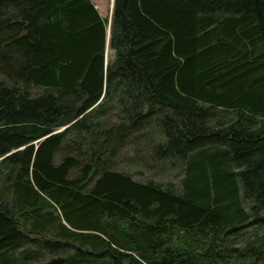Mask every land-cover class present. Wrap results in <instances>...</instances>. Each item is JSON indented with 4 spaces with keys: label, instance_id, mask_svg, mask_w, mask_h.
I'll use <instances>...</instances> for the list:
<instances>
[{
    "label": "trees",
    "instance_id": "16d2710c",
    "mask_svg": "<svg viewBox=\"0 0 264 264\" xmlns=\"http://www.w3.org/2000/svg\"><path fill=\"white\" fill-rule=\"evenodd\" d=\"M0 264H264V0H0Z\"/></svg>",
    "mask_w": 264,
    "mask_h": 264
},
{
    "label": "rangeland",
    "instance_id": "374dc122",
    "mask_svg": "<svg viewBox=\"0 0 264 264\" xmlns=\"http://www.w3.org/2000/svg\"><path fill=\"white\" fill-rule=\"evenodd\" d=\"M94 6L97 7L98 12L104 17L107 18V21L111 18V2L112 0H91ZM106 45L109 37L108 22L106 25ZM113 52L106 46V61L112 59ZM41 90H33L34 94L40 93ZM111 109L109 110L108 115L103 118H100V122L108 125L110 123L118 122L119 112L116 109L114 103H109ZM128 136L126 141L129 143L120 150L116 152L113 158L107 155L104 157L108 167L112 170L123 173L126 175H131V177L138 182H147L154 181L161 184L164 188H167L168 184H172L171 190L176 194L181 192L182 186L180 180L183 177V167L182 164L175 158L172 161H159L155 160L153 152L151 151V146L153 141H158L157 132L152 129L142 133V136L139 134ZM124 141V144H126ZM81 151H84L81 148ZM62 153H66L64 146L56 153L55 161L58 163L62 157ZM110 154V152H109ZM181 164V165H180ZM169 189V188H167ZM32 248V247H31ZM36 250L34 247L32 248ZM45 258L41 261L43 262Z\"/></svg>",
    "mask_w": 264,
    "mask_h": 264
},
{
    "label": "bare ground",
    "instance_id": "6f19581e",
    "mask_svg": "<svg viewBox=\"0 0 264 264\" xmlns=\"http://www.w3.org/2000/svg\"><path fill=\"white\" fill-rule=\"evenodd\" d=\"M65 129V128H64Z\"/></svg>",
    "mask_w": 264,
    "mask_h": 264
}]
</instances>
